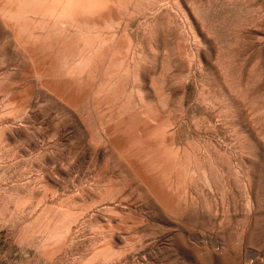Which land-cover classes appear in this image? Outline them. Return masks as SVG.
<instances>
[{"label":"rangeland","instance_id":"rangeland-1","mask_svg":"<svg viewBox=\"0 0 264 264\" xmlns=\"http://www.w3.org/2000/svg\"><path fill=\"white\" fill-rule=\"evenodd\" d=\"M0 264H264V0H0Z\"/></svg>","mask_w":264,"mask_h":264}]
</instances>
